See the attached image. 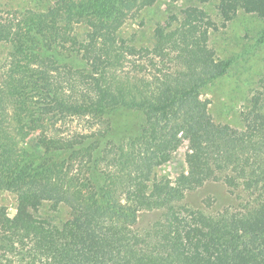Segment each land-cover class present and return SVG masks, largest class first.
I'll return each mask as SVG.
<instances>
[{
    "label": "trees",
    "instance_id": "16d2710c",
    "mask_svg": "<svg viewBox=\"0 0 264 264\" xmlns=\"http://www.w3.org/2000/svg\"><path fill=\"white\" fill-rule=\"evenodd\" d=\"M122 2L57 0L47 13L30 11L20 22L23 31L12 40L15 71L0 82V189L17 197L13 217L0 208V264H264V111L254 104L242 113L243 126L234 128L214 122L202 97L207 82L227 71L229 59L209 57L198 67L196 54L190 68L158 85L135 76H114L105 85L95 79L90 106L108 116L109 127L108 133L92 135L99 145L114 144L117 171L98 168L91 153L86 179L74 186L54 183L51 176L63 175L55 170L62 152L47 148L41 137L37 144L24 139L35 119L23 92L47 84L29 65L44 47V15L53 11L63 25L76 14L107 23ZM219 5L225 19L240 9L264 15V0H220ZM92 135L83 140V154L90 153ZM182 138L188 141L186 169L174 180L151 181L153 168L170 158ZM67 153L78 150L69 147ZM209 180L223 181L245 197L214 213L185 205V193ZM44 201L66 206L70 217L59 225L34 217L30 209ZM140 210L157 214L143 230Z\"/></svg>",
    "mask_w": 264,
    "mask_h": 264
},
{
    "label": "rangeland",
    "instance_id": "374dc122",
    "mask_svg": "<svg viewBox=\"0 0 264 264\" xmlns=\"http://www.w3.org/2000/svg\"><path fill=\"white\" fill-rule=\"evenodd\" d=\"M56 1L0 0V82L15 71L12 40L23 31L20 22L25 14L36 10L47 13ZM219 3L220 0H123L116 18L107 23L76 14L71 24L63 25L53 11L44 15L46 25L40 33L44 47L30 57L29 65L42 72L47 78L46 89L56 95L48 96L46 89H36L37 83L29 87L34 91L23 92L35 119V127L26 130L24 139L37 144L41 137L47 148L62 152L57 158L60 168L55 170L61 169L63 175L54 174L52 182L72 186L82 182L90 173L91 153L98 168L118 169L114 144L99 145L92 135L109 127L108 116L96 113L90 106L96 98L97 78L101 85L114 76L150 79L158 85L190 68L196 54L200 57L198 67L209 57L217 62L229 59L227 71L207 82L202 91L212 120L240 129L243 112L254 104L264 111V15L240 9L225 19ZM90 33L97 35L96 40ZM108 35L113 41L105 40ZM75 37L81 40L75 41ZM76 53L78 59L73 56ZM89 135L93 144L90 153L83 154L80 148ZM187 145V139L182 138L170 158L153 168L151 181L161 177L174 180L184 171ZM69 147L78 153H67ZM96 147L100 149L98 155ZM71 177L74 182H69ZM222 182L209 180L187 191L183 202L214 213L245 197ZM127 196L125 193L123 198ZM16 204L14 191L0 189V208L9 217L15 215ZM30 210L34 217L50 225H59L70 217L69 208L50 201ZM137 215L138 228L142 230L157 217L154 211L146 210Z\"/></svg>",
    "mask_w": 264,
    "mask_h": 264
}]
</instances>
